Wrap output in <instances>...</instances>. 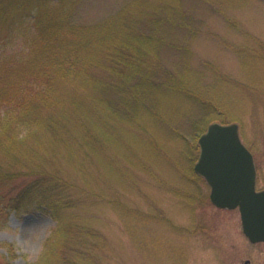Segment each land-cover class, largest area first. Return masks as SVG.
<instances>
[{"label":"rangeland","instance_id":"1","mask_svg":"<svg viewBox=\"0 0 264 264\" xmlns=\"http://www.w3.org/2000/svg\"><path fill=\"white\" fill-rule=\"evenodd\" d=\"M80 2L81 23L132 7L126 33L135 41L122 69L111 63L94 73L100 83L91 96L93 127L109 160L102 157L91 167L94 193L105 199L91 200L80 214L99 237L95 261L264 264V243L249 242L238 209L212 205L205 180L198 175L192 186L181 170L188 156L194 164L199 157L198 130L235 123L254 159L256 188L264 189V0ZM13 19L0 23V40ZM10 49L0 42V55ZM62 161L68 178L81 184L79 168ZM186 191H198L203 201L189 207ZM54 226L40 209L8 208L0 214V243L13 252L2 247L0 255L33 264Z\"/></svg>","mask_w":264,"mask_h":264},{"label":"trees","instance_id":"2","mask_svg":"<svg viewBox=\"0 0 264 264\" xmlns=\"http://www.w3.org/2000/svg\"><path fill=\"white\" fill-rule=\"evenodd\" d=\"M80 1L0 0V23L14 17L0 40L11 48L0 55V214L36 208L55 222L33 264H99L92 254L99 237L89 217L80 214L91 200L105 199L94 193L90 178L95 161L106 156L99 142L104 138L93 127L91 96L100 83L94 73L111 63V71L122 69L135 41L126 33L132 7L81 23ZM62 157L79 168L81 184L64 173ZM188 159L181 170L194 186L200 177L193 171L195 157ZM182 198L191 208L203 201L198 191ZM2 247L13 252L10 244ZM0 264L14 263L0 255Z\"/></svg>","mask_w":264,"mask_h":264},{"label":"water","instance_id":"3","mask_svg":"<svg viewBox=\"0 0 264 264\" xmlns=\"http://www.w3.org/2000/svg\"><path fill=\"white\" fill-rule=\"evenodd\" d=\"M194 172L210 187L209 200L219 209H238L244 235L264 242V190L255 189V166L240 140L238 125L212 123L198 138Z\"/></svg>","mask_w":264,"mask_h":264},{"label":"flooded vegetation","instance_id":"4","mask_svg":"<svg viewBox=\"0 0 264 264\" xmlns=\"http://www.w3.org/2000/svg\"><path fill=\"white\" fill-rule=\"evenodd\" d=\"M243 264H249V261L248 260H246Z\"/></svg>","mask_w":264,"mask_h":264}]
</instances>
